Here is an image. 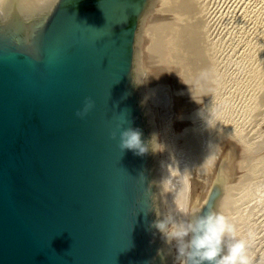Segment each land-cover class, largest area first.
<instances>
[{
	"label": "water",
	"instance_id": "obj_1",
	"mask_svg": "<svg viewBox=\"0 0 264 264\" xmlns=\"http://www.w3.org/2000/svg\"><path fill=\"white\" fill-rule=\"evenodd\" d=\"M203 4L0 0V264H177L154 222L209 208L264 264V134L200 41Z\"/></svg>",
	"mask_w": 264,
	"mask_h": 264
},
{
	"label": "rangeland",
	"instance_id": "obj_2",
	"mask_svg": "<svg viewBox=\"0 0 264 264\" xmlns=\"http://www.w3.org/2000/svg\"><path fill=\"white\" fill-rule=\"evenodd\" d=\"M208 3L211 7V9L209 7V16H212L210 19L212 25L214 24L212 32L214 31L213 34L218 41L220 39V52L225 56V79L229 81L264 134V105L261 102L264 92V59L262 58L264 47H255L258 48L257 50L252 44L264 28V26L257 28L258 33H254L258 22L264 21V0H208ZM252 33L254 38L256 36L255 39ZM261 67L263 72L260 71Z\"/></svg>",
	"mask_w": 264,
	"mask_h": 264
},
{
	"label": "clouds",
	"instance_id": "obj_3",
	"mask_svg": "<svg viewBox=\"0 0 264 264\" xmlns=\"http://www.w3.org/2000/svg\"><path fill=\"white\" fill-rule=\"evenodd\" d=\"M94 107L95 100L86 98L77 115L84 118ZM111 135L113 139H118L122 151L132 149L138 155L146 151L141 140L142 133L137 129H124L118 125ZM178 210L184 213V209ZM154 226L169 244L175 243L177 264H251L245 251V242L238 239L235 226L212 208L191 222L170 221L165 217L155 221ZM226 239L227 253L221 256Z\"/></svg>",
	"mask_w": 264,
	"mask_h": 264
},
{
	"label": "bare ground",
	"instance_id": "obj_4",
	"mask_svg": "<svg viewBox=\"0 0 264 264\" xmlns=\"http://www.w3.org/2000/svg\"><path fill=\"white\" fill-rule=\"evenodd\" d=\"M203 5H204V9H203V14H202V19H201L202 20V24H201V29H200V33H199V35H200V41L202 42L203 46L208 51V53L211 55V57L213 58V60L216 63V65H218L219 69L221 70L222 74L225 77L226 76V70H225V65H224L225 56H223V54H221V52H220L221 51L220 50V45H219V44H221L220 39H219V41H220V43H219V41L217 40V38L213 34L214 31L212 32V26L214 24L212 25V19H210L212 16L211 17L209 16L210 15L209 14L210 3H208V0H204V4ZM210 9H211V7H210ZM258 23L259 24L258 25L256 24L257 25L256 27L254 26L256 28V30L253 29L254 30V33L257 31V28H260V27H263L264 26V21L262 23H260V22H258ZM261 24H263V25H261ZM263 29L264 28H262V33L259 31L261 35L258 38H256V36H255L256 39L254 38V33H252L253 34V38L255 39L254 43H252L253 46H254V49H257L258 50V48H255V47H260V46L261 47H264V46H262V45H264V31H263ZM253 30H251V31H253ZM251 31H248V32L251 33ZM256 33H258V32H256ZM249 35H251V34H249ZM250 45H251V43H250ZM259 51H260V49H259ZM262 51H263V49H262ZM262 54L264 56V53H262ZM260 56H262V55H260ZM262 58L264 59V57H262ZM258 61H259V59H258ZM263 62H264V60H263ZM260 64H262V63H260ZM261 69H263L262 67L260 68V71L263 72ZM261 76H262V73H261ZM260 78H262V77H260ZM263 78H264V73H263ZM261 102L264 105V92H262ZM260 108H261V110H263L262 107H261V105H260ZM261 110H258V111H261Z\"/></svg>",
	"mask_w": 264,
	"mask_h": 264
}]
</instances>
